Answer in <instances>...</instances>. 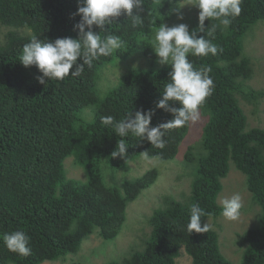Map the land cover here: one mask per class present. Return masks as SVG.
Here are the masks:
<instances>
[{"label":"trees","instance_id":"1","mask_svg":"<svg viewBox=\"0 0 264 264\" xmlns=\"http://www.w3.org/2000/svg\"><path fill=\"white\" fill-rule=\"evenodd\" d=\"M78 6V0H0V264L66 261L78 255L94 234L115 241L127 222L130 204L160 175L153 168L134 179L138 176L128 174L131 166L141 157L168 163L181 154L191 124L168 130L162 149L139 137L123 138L129 147L125 159L111 158L121 138L101 124L102 116L118 121L129 112L155 109L162 98L171 67L157 62L148 42L160 23H184L190 33L196 30L198 38L211 40L223 51L189 56L194 67L212 68L214 82L212 94L199 110L206 120L202 136L184 153L192 168L189 196L180 201L166 195L163 205L146 217L151 232L120 260L105 264H178L184 255L191 264H232L221 251L215 229L191 235L186 230L193 203L208 213L201 219L202 227L222 217L218 200L231 164L246 176L247 190L261 208L257 226L241 236L246 246L242 264H264V128L249 127L241 102L252 100L259 107L264 97V91L248 85L255 69L244 45L248 32L264 22V0H241V14L212 36L207 35L208 27L217 21H205V32H200L198 16L177 18L172 11L175 0H144L141 25L133 27L131 18L123 14L111 26V34L126 41L122 49L94 61L90 68L85 66L79 77L69 75L64 81L42 85L38 69L19 62L22 48L32 35L52 41L78 38L74 30L81 19L74 15ZM136 55L143 57L145 67L130 69L116 85H104V80H110L106 78L109 67ZM172 118L171 113L155 109L151 126ZM69 158L83 170L85 179L69 177ZM104 166L111 187L105 183ZM17 230L30 237L27 257L4 246V234Z\"/></svg>","mask_w":264,"mask_h":264},{"label":"clouds","instance_id":"2","mask_svg":"<svg viewBox=\"0 0 264 264\" xmlns=\"http://www.w3.org/2000/svg\"><path fill=\"white\" fill-rule=\"evenodd\" d=\"M197 8L199 31L205 32V21H217L208 27V36H212L217 28H227L232 20L241 14V0H189ZM172 9L177 18L182 20V9L185 0H175ZM78 11L74 15L81 17L74 25L78 30V38L63 37L52 40H41L32 35L30 42L24 44L19 62L24 67L35 66L39 73L37 80L46 85L48 81H64L69 75L73 78L83 74L85 66L92 67L94 61L101 57L112 56L122 49L126 41L120 36L111 34V26L116 18L126 14L131 18L132 26L143 23L144 0H78ZM136 13H133V9ZM108 25L109 27H106ZM95 29H99L96 31ZM101 33H106L101 35ZM149 45L154 49L157 62L170 65L169 80L163 87L162 98L156 103L155 109H163L172 114L173 118L166 123L152 127L155 109L138 110L121 119L113 116H102L101 124L110 127L119 138L111 158L127 156L128 144L123 138L132 136L146 140L157 148L165 147L164 136L168 130L182 128L195 123L200 118V108L212 94L214 82L210 76L212 68L203 66L196 68L189 60L192 57L215 56L222 52L211 40L203 36L197 37L196 30L191 33L189 26L180 23L169 27L160 23L154 27L149 38ZM81 60L82 63H78ZM75 65V70H73ZM170 102H178L179 107ZM143 154L147 155L146 152ZM242 208L241 195L234 193L230 198L222 200L221 214L228 220L235 221ZM208 213L198 203L190 207L186 230L191 235L209 231L208 223L201 226L202 217ZM4 246L11 252L27 257L31 254L30 237L23 231L4 234Z\"/></svg>","mask_w":264,"mask_h":264},{"label":"rangeland","instance_id":"3","mask_svg":"<svg viewBox=\"0 0 264 264\" xmlns=\"http://www.w3.org/2000/svg\"><path fill=\"white\" fill-rule=\"evenodd\" d=\"M185 4L181 10L182 20L198 16L199 10L193 7L189 0H185ZM168 26L171 27L172 25L169 23ZM245 44V52L253 61L255 69L253 78L248 82V85L257 91H264V22H260L248 32L245 37ZM145 64L146 62L140 55H136L127 61L118 62L116 66H111L106 70V78L110 80H104V85L106 86L108 82L116 85L118 79L130 69L145 67ZM241 102L248 118L249 127L264 128V97L260 99L259 107L252 100L247 103L241 99ZM205 124L206 120L203 116L191 124L190 134L182 144L181 154L176 161L162 163L158 160L147 161L145 157H141L140 161L131 166L128 174L129 176H138L134 179L140 178L153 168L158 169L160 175L152 188L144 192L136 202L130 204L127 211V222L115 241H106L98 234H94L84 241L78 255L69 256L66 261L46 262L44 264H105L110 260H120L139 240L142 241L144 235L151 232L150 223L146 217L150 216L153 210L163 205L166 195H173L180 201L189 196L192 168L185 162L184 153L190 144L200 140ZM66 168L70 178L85 179L83 170L76 165L73 158L66 160ZM103 177L106 185L111 187L107 181L106 166L103 167ZM223 184L224 189L219 197V204L222 205L224 198H230L234 193H239L242 203L240 216L235 221L222 216L216 221L210 219L207 223L220 235L219 244L223 255L232 264H242V257L246 248L242 240L243 234L257 226L261 208L254 202L252 195L247 190L246 176L239 172L233 164H231V171L228 177L223 180ZM125 227L129 229L124 231ZM178 264H191V260L184 255L178 260Z\"/></svg>","mask_w":264,"mask_h":264}]
</instances>
